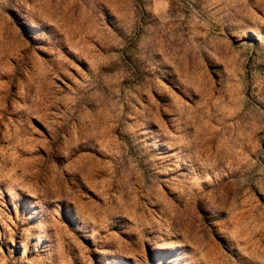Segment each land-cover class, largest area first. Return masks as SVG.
I'll use <instances>...</instances> for the list:
<instances>
[{"label":"rangeland","instance_id":"rangeland-1","mask_svg":"<svg viewBox=\"0 0 264 264\" xmlns=\"http://www.w3.org/2000/svg\"><path fill=\"white\" fill-rule=\"evenodd\" d=\"M0 264H264V0H0Z\"/></svg>","mask_w":264,"mask_h":264}]
</instances>
